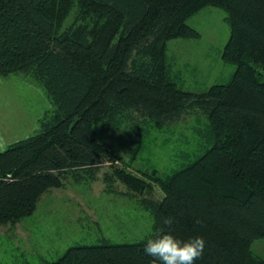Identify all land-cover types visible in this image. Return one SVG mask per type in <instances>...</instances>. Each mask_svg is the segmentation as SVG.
I'll return each mask as SVG.
<instances>
[{"label": "trees", "instance_id": "obj_1", "mask_svg": "<svg viewBox=\"0 0 264 264\" xmlns=\"http://www.w3.org/2000/svg\"><path fill=\"white\" fill-rule=\"evenodd\" d=\"M205 7L225 12L221 58L235 70L227 83L191 91L166 45L198 38L186 19ZM15 75L41 85L54 109L0 151V225L31 215L67 180L96 179L117 157L99 133L128 129L136 156L153 132L206 118L198 148L169 171L102 173L106 190L116 193L119 181L150 212V231L75 243L43 264H153L144 246L161 229L181 241L203 237L194 264H264L251 246L264 239V0H0V77Z\"/></svg>", "mask_w": 264, "mask_h": 264}, {"label": "rangeland", "instance_id": "obj_2", "mask_svg": "<svg viewBox=\"0 0 264 264\" xmlns=\"http://www.w3.org/2000/svg\"><path fill=\"white\" fill-rule=\"evenodd\" d=\"M224 15L220 8L205 7L186 19L199 31L198 38L168 41L167 60L173 71L181 73L185 89L204 90L231 79L235 66L221 58L229 37ZM53 109L43 87L30 78L0 77V151L38 131L39 119ZM197 118L185 116L153 132L136 156L128 151V129L96 135L97 142L115 150L117 157L107 161L93 181L67 180L45 193L31 215L14 226L0 225V264H43L57 259L70 245L97 243L101 237L115 242L140 239L150 231L152 215L136 199L122 195L127 191L123 183H114L116 193L106 190L102 173L110 169L133 174L138 169L169 171L183 159V152L198 148L195 141L201 139L196 131L206 128V118ZM251 246L264 257V239H255Z\"/></svg>", "mask_w": 264, "mask_h": 264}, {"label": "clouds", "instance_id": "obj_3", "mask_svg": "<svg viewBox=\"0 0 264 264\" xmlns=\"http://www.w3.org/2000/svg\"><path fill=\"white\" fill-rule=\"evenodd\" d=\"M173 223L171 218L163 220L164 225L170 226ZM205 247V240L202 236L181 241L174 237L171 232L159 231L156 238L148 239L144 246L147 255L160 260L163 264H194V261L202 256Z\"/></svg>", "mask_w": 264, "mask_h": 264}]
</instances>
